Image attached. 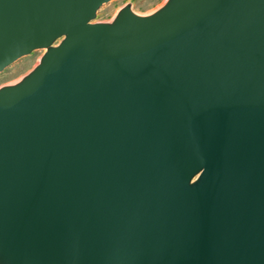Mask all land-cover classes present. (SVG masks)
Segmentation results:
<instances>
[{
	"label": "water",
	"instance_id": "water-1",
	"mask_svg": "<svg viewBox=\"0 0 264 264\" xmlns=\"http://www.w3.org/2000/svg\"><path fill=\"white\" fill-rule=\"evenodd\" d=\"M0 0V264H264V0Z\"/></svg>",
	"mask_w": 264,
	"mask_h": 264
},
{
	"label": "rangeland",
	"instance_id": "rangeland-1",
	"mask_svg": "<svg viewBox=\"0 0 264 264\" xmlns=\"http://www.w3.org/2000/svg\"><path fill=\"white\" fill-rule=\"evenodd\" d=\"M166 0H109L97 10L93 21H110L117 11L125 4H131L132 10L140 15H146L161 5ZM45 49H35L31 53L19 57L14 62L0 71V87L18 81L30 71L39 61Z\"/></svg>",
	"mask_w": 264,
	"mask_h": 264
}]
</instances>
